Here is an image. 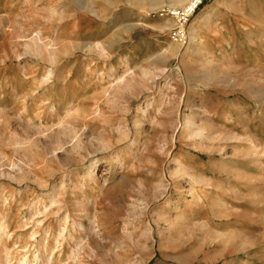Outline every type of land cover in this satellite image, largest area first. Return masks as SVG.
<instances>
[{
	"label": "rangeland",
	"instance_id": "rangeland-1",
	"mask_svg": "<svg viewBox=\"0 0 264 264\" xmlns=\"http://www.w3.org/2000/svg\"><path fill=\"white\" fill-rule=\"evenodd\" d=\"M181 1L0 0V264H264V0Z\"/></svg>",
	"mask_w": 264,
	"mask_h": 264
},
{
	"label": "built area",
	"instance_id": "built-area-1",
	"mask_svg": "<svg viewBox=\"0 0 264 264\" xmlns=\"http://www.w3.org/2000/svg\"><path fill=\"white\" fill-rule=\"evenodd\" d=\"M202 3V0H192L188 6L185 8L179 10L175 9L170 12V15L177 19V27L174 31V36L177 41L186 42V29L185 25L188 21V19L193 15V13L196 11L198 6ZM194 4V5H193Z\"/></svg>",
	"mask_w": 264,
	"mask_h": 264
},
{
	"label": "bare ground",
	"instance_id": "bare-ground-1",
	"mask_svg": "<svg viewBox=\"0 0 264 264\" xmlns=\"http://www.w3.org/2000/svg\"><path fill=\"white\" fill-rule=\"evenodd\" d=\"M179 2H182L181 0H179ZM194 5V4H193ZM176 25V23L174 24V26Z\"/></svg>",
	"mask_w": 264,
	"mask_h": 264
}]
</instances>
